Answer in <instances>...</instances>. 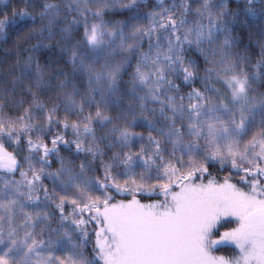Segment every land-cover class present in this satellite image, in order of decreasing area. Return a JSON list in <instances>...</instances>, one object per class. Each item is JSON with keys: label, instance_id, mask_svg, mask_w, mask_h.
<instances>
[{"label": "snow or ice", "instance_id": "obj_1", "mask_svg": "<svg viewBox=\"0 0 264 264\" xmlns=\"http://www.w3.org/2000/svg\"><path fill=\"white\" fill-rule=\"evenodd\" d=\"M0 264H264V0H0Z\"/></svg>", "mask_w": 264, "mask_h": 264}, {"label": "trees", "instance_id": "obj_2", "mask_svg": "<svg viewBox=\"0 0 264 264\" xmlns=\"http://www.w3.org/2000/svg\"><path fill=\"white\" fill-rule=\"evenodd\" d=\"M220 254H225V253H220Z\"/></svg>", "mask_w": 264, "mask_h": 264}]
</instances>
